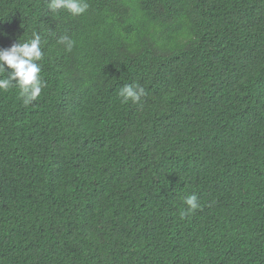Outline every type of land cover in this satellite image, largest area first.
I'll list each match as a JSON object with an SVG mask.
<instances>
[{
  "label": "trees",
  "instance_id": "16d2710c",
  "mask_svg": "<svg viewBox=\"0 0 264 264\" xmlns=\"http://www.w3.org/2000/svg\"><path fill=\"white\" fill-rule=\"evenodd\" d=\"M88 2L0 0L47 83L0 91V264H264V0Z\"/></svg>",
  "mask_w": 264,
  "mask_h": 264
},
{
  "label": "clouds",
  "instance_id": "9594fccd",
  "mask_svg": "<svg viewBox=\"0 0 264 264\" xmlns=\"http://www.w3.org/2000/svg\"><path fill=\"white\" fill-rule=\"evenodd\" d=\"M47 8L52 13L64 10L73 17H79L88 12L90 4L88 0H47ZM75 43L68 34L57 39V44L62 45L66 52H71ZM43 59L42 38L35 31L30 39H20L10 48L0 49V91L18 88L23 104H32L47 86L42 76ZM118 95L122 103L131 101L139 104L146 93L139 84H124ZM183 203L186 207L180 212L182 219L201 209L199 197L195 194L187 196Z\"/></svg>",
  "mask_w": 264,
  "mask_h": 264
}]
</instances>
